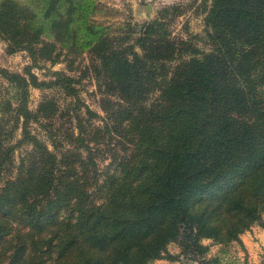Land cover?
<instances>
[{
  "label": "trees",
  "instance_id": "1",
  "mask_svg": "<svg viewBox=\"0 0 264 264\" xmlns=\"http://www.w3.org/2000/svg\"><path fill=\"white\" fill-rule=\"evenodd\" d=\"M97 7L0 0L7 52L67 66L84 52L101 112L62 128L52 97L27 101L30 88L72 95L68 76L0 68L13 90L0 103V264H148L174 260L173 242L241 244L264 226V0H209L202 47L167 29L172 6L117 31Z\"/></svg>",
  "mask_w": 264,
  "mask_h": 264
},
{
  "label": "rangeland",
  "instance_id": "2",
  "mask_svg": "<svg viewBox=\"0 0 264 264\" xmlns=\"http://www.w3.org/2000/svg\"><path fill=\"white\" fill-rule=\"evenodd\" d=\"M98 3L94 21L107 25L110 30L117 31L124 22L138 28L157 13L168 6H172L176 13L166 23V27L175 36L187 38L202 47L199 38L202 36V18L208 7L209 0H94ZM6 43L0 38V68L9 72L22 73L26 68L36 75L38 80L52 79V72L61 71L70 80L73 88L72 95L65 94L61 89L30 88L27 105L34 109L41 96L52 97L58 106V116L54 123L62 128H67L73 122V116L77 113L85 118V108L101 115L98 108L99 94L96 83L89 69H86V54H72V64L67 66L63 56L60 55L57 62L39 60L32 64L24 51L7 52ZM62 52H65L62 50ZM13 94L12 87L0 78V103L9 99ZM1 106V104H0ZM31 130L36 131L35 124H31ZM19 129L14 131V139L18 137ZM39 134V133H38ZM41 136V134H39ZM20 150L14 151V158ZM107 161L100 162L103 167ZM264 222V212L261 217ZM241 244L231 241L224 245L213 244L209 239H202L200 243L207 245L204 253H180L176 243L167 244L166 248L174 260L160 258L148 264H264V226L252 224L248 230L239 235ZM201 260V261H199Z\"/></svg>",
  "mask_w": 264,
  "mask_h": 264
}]
</instances>
